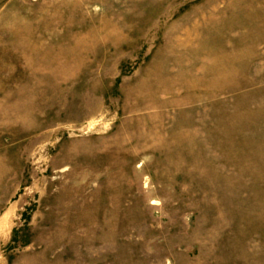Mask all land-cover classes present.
Wrapping results in <instances>:
<instances>
[{"label": "rangeland", "instance_id": "obj_1", "mask_svg": "<svg viewBox=\"0 0 264 264\" xmlns=\"http://www.w3.org/2000/svg\"><path fill=\"white\" fill-rule=\"evenodd\" d=\"M0 264H264V0H0Z\"/></svg>", "mask_w": 264, "mask_h": 264}]
</instances>
